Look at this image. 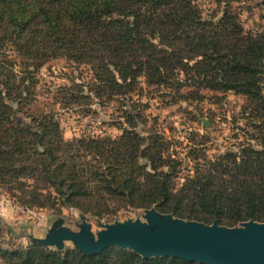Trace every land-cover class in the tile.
Wrapping results in <instances>:
<instances>
[{
	"label": "trees",
	"instance_id": "16d2710c",
	"mask_svg": "<svg viewBox=\"0 0 264 264\" xmlns=\"http://www.w3.org/2000/svg\"><path fill=\"white\" fill-rule=\"evenodd\" d=\"M217 1L221 15L204 18L193 0H0V188L26 209L107 221L154 208L207 225L264 223V26L244 33L230 3L241 0ZM60 57L87 74L58 88L57 102L86 112L114 104L119 136L66 141L52 109L32 112L38 70ZM228 93L244 98L251 130H240L236 152L208 157L192 140L182 156L163 135L138 130L147 95L219 107ZM0 264L195 263L30 246L0 248Z\"/></svg>",
	"mask_w": 264,
	"mask_h": 264
},
{
	"label": "rangeland",
	"instance_id": "374dc122",
	"mask_svg": "<svg viewBox=\"0 0 264 264\" xmlns=\"http://www.w3.org/2000/svg\"><path fill=\"white\" fill-rule=\"evenodd\" d=\"M262 1L241 0L230 2L232 3V12L237 15L244 33H257L264 26ZM193 3L199 7L204 18L212 14H215L216 17L221 15V8L217 7V0H193ZM81 73L85 78L87 74L85 65L76 67L62 57L46 61L37 73L38 85L35 89L37 101L31 107L32 112L37 114L52 109L57 117L62 136L66 141L82 135L119 136L120 132L111 124L115 123L114 104L100 106L93 103L90 111L86 112L76 106H64L57 102L61 98V94L57 93L58 88L70 86V81L80 78ZM146 92L147 89L144 87V95ZM226 98L223 105L221 104L219 107L207 99L198 106L183 102L168 106L164 103L167 98L153 97L150 99V96L147 95L142 99V102L147 103L149 106L144 114L147 117V122L140 125L138 130L139 132H157L163 135L172 145H178L176 151H184L182 156L188 151L184 149V146L192 140L205 142L208 157L218 156L225 152H236L238 142L241 141L240 130L247 133L251 131L246 126L247 121L242 119V115L240 116L241 108L246 105V102L244 98L236 97L231 93L226 94ZM203 123H207L206 127L203 126ZM171 148L172 146H170V151ZM189 172L185 171L184 174H189ZM183 175L180 177L179 182H182ZM145 210L128 211L113 221H107L89 215H82L68 208L61 210V213L40 208L26 209L15 203L6 191L0 188V248L13 250L35 246L32 241L43 239L48 230L58 220H61L60 226L78 231L79 225L84 219L91 225V231L95 235L100 230L97 226V220L101 223L123 222L126 220L144 221ZM239 224L233 227H237ZM8 228L10 231L7 230ZM66 249L74 248L71 243H65L63 250Z\"/></svg>",
	"mask_w": 264,
	"mask_h": 264
},
{
	"label": "water",
	"instance_id": "95a60500",
	"mask_svg": "<svg viewBox=\"0 0 264 264\" xmlns=\"http://www.w3.org/2000/svg\"><path fill=\"white\" fill-rule=\"evenodd\" d=\"M205 122V121H204ZM207 123H203L206 127ZM144 221L101 223L94 235L84 219L78 231L55 223L38 247L62 251L65 243L87 256H98L109 248L129 250L143 260L179 259L195 264H264V223L242 222L237 227L210 225L174 218L156 210L144 211Z\"/></svg>",
	"mask_w": 264,
	"mask_h": 264
}]
</instances>
